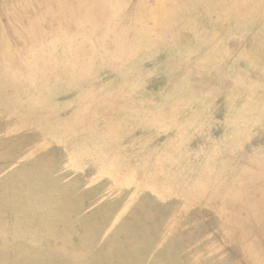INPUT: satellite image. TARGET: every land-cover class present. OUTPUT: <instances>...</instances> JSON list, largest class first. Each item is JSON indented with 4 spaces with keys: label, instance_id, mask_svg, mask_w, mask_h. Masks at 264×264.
<instances>
[{
    "label": "rangeland",
    "instance_id": "1",
    "mask_svg": "<svg viewBox=\"0 0 264 264\" xmlns=\"http://www.w3.org/2000/svg\"><path fill=\"white\" fill-rule=\"evenodd\" d=\"M0 264H264V0H0Z\"/></svg>",
    "mask_w": 264,
    "mask_h": 264
}]
</instances>
